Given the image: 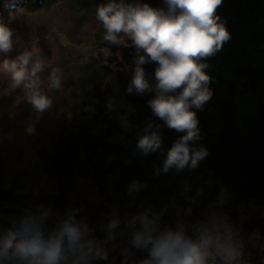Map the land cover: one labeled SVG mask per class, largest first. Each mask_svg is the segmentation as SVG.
<instances>
[{
    "label": "clouds",
    "instance_id": "1",
    "mask_svg": "<svg viewBox=\"0 0 264 264\" xmlns=\"http://www.w3.org/2000/svg\"><path fill=\"white\" fill-rule=\"evenodd\" d=\"M165 7H155L142 0H108L95 11L102 25V40L116 47L135 49L128 94L143 96L154 92L147 100L152 117L146 121L136 144L137 154L148 156L162 148L163 126L181 133L168 149L162 167H154V175L177 174L198 168L209 155L198 142L202 139L196 110L203 111L212 97V77L203 61L215 56L231 39L225 21L217 14L223 0H163ZM15 52V55H11ZM155 64L154 83L147 79L145 64ZM45 61L35 49L25 47L12 28L0 24V77L12 89H23L25 100L37 113L53 106V98L43 90L41 73ZM50 90L62 87L61 70L53 68L47 77ZM129 110L132 111L131 106ZM121 126L130 127L127 116H121ZM146 185L133 179L127 188L129 195ZM187 182L180 195L189 207L183 209L175 197L163 203L159 211L148 207L123 218L117 209L105 214L98 225L103 237L96 236L87 217L76 219L69 214L52 226L51 208L37 206L34 211L11 221V227L0 229V264H97L109 261L110 254L119 255V264H250V245L264 252L259 231L245 238L240 228L230 222L226 212L210 208L204 219L189 220L196 197L187 196ZM225 202L221 189L220 205ZM171 206L174 225H165L162 218ZM80 211L79 209L76 210ZM136 251L146 252L143 258ZM111 255V264H116ZM260 264H264V256Z\"/></svg>",
    "mask_w": 264,
    "mask_h": 264
},
{
    "label": "trees",
    "instance_id": "2",
    "mask_svg": "<svg viewBox=\"0 0 264 264\" xmlns=\"http://www.w3.org/2000/svg\"><path fill=\"white\" fill-rule=\"evenodd\" d=\"M35 1L0 0V20L14 6ZM217 14L225 21L231 39L215 56L203 61L209 64L205 71L212 77L213 97L203 111L196 112L202 136L198 143L208 149L209 155L195 170L203 174L211 172L212 176L207 175L199 188L203 194L196 198L191 220L204 219L210 208H216L219 183L226 189L232 188L235 204L246 201L264 204V0H223ZM99 42L115 54L110 62L122 70L115 72L119 85L109 83L98 88L90 102L92 105L94 100L98 101L94 105L96 113L82 112L81 118L72 120L55 136L51 141L53 166L45 171L55 179L56 212L61 217L75 214L77 220L87 217L90 227L96 228L97 237L103 234L98 228L100 217L70 198L76 178L91 179L103 172L110 175L119 172L126 188L133 179L142 183L154 174V167H162L168 149L182 135L163 126L162 148L148 156L137 154L136 144L146 121L153 119L163 125L152 117L147 106V100L155 93L140 96L126 91L132 72H126L125 68L132 66L136 55L133 46L116 47L102 38ZM118 53L120 57L116 56ZM143 67L149 82L154 83L155 64ZM121 116H127L130 127L121 126ZM99 128H103V135L94 133ZM31 197L19 195L10 185L0 183V229L11 227V221L23 215L26 203H35L36 198ZM237 215L234 208L228 214L229 220H236ZM247 227L249 232L258 230L264 236L263 219ZM111 255H116L119 264L121 258L117 253L110 254L109 261L97 264H111Z\"/></svg>",
    "mask_w": 264,
    "mask_h": 264
},
{
    "label": "rangeland",
    "instance_id": "3",
    "mask_svg": "<svg viewBox=\"0 0 264 264\" xmlns=\"http://www.w3.org/2000/svg\"><path fill=\"white\" fill-rule=\"evenodd\" d=\"M108 0H37L21 3L0 20L13 29L16 37L25 47L35 49L45 61V70L41 73L43 90L53 98V106L44 113H37L25 100L23 89H12L8 81L0 77V183L10 185L19 195L35 197L33 204H25L22 211H34L37 206L51 208L49 225L61 218L54 208L55 179L45 173L52 169L54 149L51 141L72 120L81 118V114H95L93 101L98 88L114 83L119 85L116 71H122L112 65L115 56L111 50L102 46V25L95 19L99 4ZM131 2V0H129ZM155 7H165L163 0H142ZM131 45V42H128ZM13 52L11 55H15ZM120 57V54H116ZM59 68L62 74V87L50 90L47 77L53 68ZM112 70V72H110ZM103 128L94 133L103 135ZM211 172L198 173L185 170L168 175L150 174L142 182L146 187L140 192L129 195L127 186H123L119 172L110 175L103 172L99 177L84 179L77 177L70 193L74 203L89 207L105 221V214L113 209L123 218L138 211L152 207L159 211L163 203L175 197L183 209L189 207L185 196L180 195L185 182L189 185L187 196L193 197L206 176ZM225 202L220 205L221 190L216 208L227 214L234 208L237 219L230 220L247 238V225L255 220H264V204L246 201L235 204L236 197L232 188H224ZM31 197V198H32ZM28 199V198H27ZM235 205V206H234ZM175 216L171 206L162 218L165 225H174ZM191 220V217L187 218ZM260 233V232H259ZM104 233L101 237H103ZM261 241L264 236L260 233ZM250 264H260L264 252L250 245ZM146 252L136 251V256L145 257Z\"/></svg>",
    "mask_w": 264,
    "mask_h": 264
}]
</instances>
